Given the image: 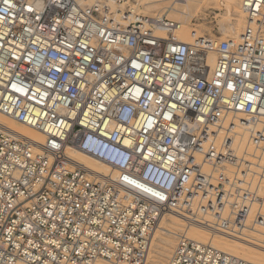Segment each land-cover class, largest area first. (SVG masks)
Instances as JSON below:
<instances>
[{
	"label": "built area",
	"instance_id": "built-area-1",
	"mask_svg": "<svg viewBox=\"0 0 264 264\" xmlns=\"http://www.w3.org/2000/svg\"><path fill=\"white\" fill-rule=\"evenodd\" d=\"M242 7L239 41L183 42L131 0H0V112L46 137L0 124V264H145L167 212L264 251V0ZM167 264L257 263L180 234Z\"/></svg>",
	"mask_w": 264,
	"mask_h": 264
},
{
	"label": "bare ground",
	"instance_id": "bare-ground-1",
	"mask_svg": "<svg viewBox=\"0 0 264 264\" xmlns=\"http://www.w3.org/2000/svg\"><path fill=\"white\" fill-rule=\"evenodd\" d=\"M163 1L165 2L163 3V6L159 9L158 14L161 15L163 12L167 11L169 12L170 16L178 20V24L188 23L189 20L192 17H194L198 12H204V10L207 9L210 4L209 0H163ZM224 1L226 2V5H228V8L230 7L233 11H231V9H228L227 10L228 13L226 15L227 17L225 18V20L222 21V23L220 22V24H222L221 27L222 30H224L225 33L229 32V34L227 35L230 36V37H225V39L223 38L221 40L239 41L246 26L245 24L247 22V17H245L246 13L244 11L240 34L238 35L236 33H233L232 29L229 27L228 21L232 20V16L234 12L235 13L239 12L241 2L240 0H224ZM155 5H157V3L155 2L150 4L151 8L154 7ZM181 28L182 25L180 24L179 27L174 31L173 35L176 37V39L183 42L193 41L194 39H191V37L188 36L189 34L186 31H185L186 33L185 37H181L178 35L177 31H179ZM160 34L165 35L166 33L160 32ZM216 60H217L216 53L210 52L209 62L214 65ZM0 124H3L6 127L10 128L12 131H15L31 139L33 141L35 151L41 152L42 143H44L46 139L44 133L41 130L24 125L23 123L5 115L2 112H0ZM247 138L248 135L244 133L243 135H241V137H238L237 141L238 143H241L243 146H245ZM68 153L71 157H73L74 159H76L81 163L86 164L88 167H90L95 171L107 172L108 170V167L103 162L86 155L85 153H83L78 149L69 150ZM91 158L96 160L98 163H100L101 166L98 167L95 166L96 164L94 162H91L92 161ZM105 166L107 167V170H103V168H101ZM205 168L207 169V167ZM159 230L161 231L162 234L159 235L157 232L154 233V237L151 241L152 243L147 255L148 258H146L147 263L145 264H164L172 252L173 239L171 236L176 235L177 237L176 244H177L178 236L180 234H187L188 237H191L193 239L205 243H211L212 245L216 246L219 249H222L228 253L234 254L240 258L246 259L253 263L264 264V251H262L261 249L249 245L248 243H245L242 240L233 239L231 237L225 236L217 232L216 233L211 232L209 229H207L202 225L196 223L189 224L185 221V219L182 216L174 212H167L160 216ZM179 231L182 232L178 233ZM99 263L106 264V262L103 260H101Z\"/></svg>",
	"mask_w": 264,
	"mask_h": 264
},
{
	"label": "rangeland",
	"instance_id": "rangeland-1",
	"mask_svg": "<svg viewBox=\"0 0 264 264\" xmlns=\"http://www.w3.org/2000/svg\"><path fill=\"white\" fill-rule=\"evenodd\" d=\"M131 2L134 5V8H136L139 12L145 15L155 16V15H159L158 14L159 9L163 6V3L165 1L163 0H131ZM154 2L157 3V5L151 8L150 4ZM224 2H225L224 0H209V3H210L209 7L205 9L204 12H198L194 17H192L189 20L188 23H179V25L180 24L182 25V28L179 31H177L178 35L181 37H185L186 36L185 31H186L189 34L187 35L191 37V39H194L200 36L201 37L209 36V37H212L218 40H221L223 38L225 39V37H230L229 35H227L229 34V32L225 33L224 30H222L221 28L222 24H220V22L222 23V21L225 20V18L227 17L226 16L228 13L227 10L231 9L230 7L228 8V5H226V2L225 3ZM240 2H241V6L239 8V12L238 13L234 12L232 16V20L228 21L229 27L232 29V32L238 35L240 34V31H241L242 17L244 14V9L242 7V0H240ZM231 11L233 10L231 9ZM161 15H167L171 20L177 21L178 23V20L170 16L169 12L167 11L163 12ZM91 160H92L91 162H94L96 164L95 166L97 167L101 166L100 163H98L96 160L92 158ZM101 168H103V170H107L106 166L101 167ZM155 232H157L159 235L162 234L161 231L159 230V225ZM181 232L179 231L178 233H181ZM154 233H153L152 239L154 237ZM171 237L173 239V248H172V252H173L176 241H177V237L176 235L175 236L172 235ZM169 258L167 259V261H165L164 264L168 263Z\"/></svg>",
	"mask_w": 264,
	"mask_h": 264
}]
</instances>
